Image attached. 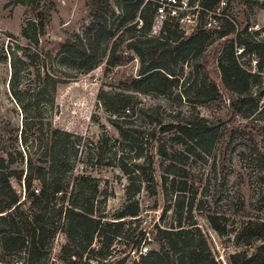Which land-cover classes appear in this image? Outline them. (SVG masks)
Segmentation results:
<instances>
[{
  "label": "rangeland",
  "instance_id": "rangeland-1",
  "mask_svg": "<svg viewBox=\"0 0 264 264\" xmlns=\"http://www.w3.org/2000/svg\"><path fill=\"white\" fill-rule=\"evenodd\" d=\"M107 1L117 13H120L119 9L124 6V0ZM183 1L186 2V7L181 5V9L175 10V15H168L154 13V5L159 4V0H131L130 6L138 5L139 11L144 9L145 15L150 16L153 21L151 29H139L141 23L137 16L134 32L122 33L126 28L122 27L115 33L114 39L121 41L118 56L122 59L116 67L107 69L103 61L86 74L74 75V79L69 78L71 72L60 69L66 74L60 77L64 83L57 87L55 102L41 105L40 116L34 121L37 127L41 122L44 124V141L49 137L50 131L54 130L72 135L70 165L73 170L66 174L73 176L85 171L94 178L98 185L99 199L106 198L105 216L110 222H122L112 229L114 233H110L112 241L109 249L111 256L107 257L109 264H117L124 258V264H130L138 259L140 254L157 250L155 228H175L178 222L185 228L193 225L201 230L218 264H229V257L240 251L252 254L259 245V242H254L251 246L236 245L235 238L249 219L264 222V102L254 110L247 105L242 115L233 112L231 106L234 96L221 85L217 63L224 42L234 40L235 35L217 40L218 27L224 24L223 21H218L215 28L210 29V41H217L206 48L205 64L208 82L211 81L217 86L219 96L204 104L196 103L195 82H200L201 78L196 76L195 61L189 56L183 64L180 63L176 59L175 48L181 45L182 39L167 41L166 36L161 34L163 22L168 18H174L178 22L179 29L185 33L184 37H188L197 24L204 23L206 26L208 18L206 12L203 14L200 1ZM218 12L220 16L231 21L235 32H241L247 23V32L257 33L255 40L261 42L259 49L244 54L237 52L239 55L236 57L239 64L255 76L252 78L250 92L255 95L264 92V0H249V6L245 9L241 0H226L225 6ZM36 13L43 14L46 24L38 49L53 56L67 38L81 34L92 23L87 0H39L32 5H21L17 0H0V151L13 153L14 156L18 151H22L21 130L24 115L10 93V57L7 56L6 49L11 46L14 51L16 45H27L21 36V30L27 20L35 18ZM175 21L169 23L175 24ZM155 47L164 48L167 51L166 56H160L164 50H157L155 53L149 49ZM136 49L143 54L141 59L134 52ZM260 50L263 51L262 54H258ZM253 55L262 64L261 68H258L259 63L253 65ZM3 57H6V60ZM150 62H155L164 70L177 75L178 80L172 85V95H147L124 91L132 79L138 78L142 66H147ZM28 70H31L32 74L23 80L25 87L36 84L34 69L31 67ZM101 91L121 92L133 96L135 115L130 122L136 126L147 130L155 128L156 125H150L141 111L156 108L165 124L179 123L182 119L193 117L198 119L201 125H210L211 133L215 136L208 137L209 141L203 143V149H198L195 155L180 156L179 153L187 154L188 149L172 142L173 133L157 132L150 148V153L155 158L154 182L145 175L139 194L128 200L126 189L130 182L126 175L115 166L88 165L83 156L87 141L96 143L104 134L111 139H118V133L110 123L113 118L104 111L98 101ZM201 120L205 122H200ZM28 141L29 149L24 157L31 158L33 165L45 166L46 160L40 157V146L43 142L41 145L31 144L34 137H30ZM161 147H165L170 155L175 153L174 161H162L157 155ZM16 157L17 162L11 169H24L25 161H18V156ZM170 164L174 165L169 170ZM170 171L175 175H169ZM163 176L166 178L165 195ZM70 180L72 182V178ZM173 180L175 183L172 185ZM133 181L135 184L131 187V192L138 184L137 180ZM10 183L13 189L22 195V210L28 211L29 203L23 198V188L15 178H10ZM88 185L92 187L94 184ZM33 188L39 189L38 184L34 183ZM179 188L184 189L178 191ZM135 208L138 209L137 217L127 216L114 220V216L120 211L129 212ZM210 217L215 218V223L225 230V235H218L212 229ZM67 242L66 236L58 229L40 264H63L60 261V250ZM2 256L4 262L0 264L27 262V256L23 253Z\"/></svg>",
  "mask_w": 264,
  "mask_h": 264
},
{
  "label": "trees",
  "instance_id": "trees-1",
  "mask_svg": "<svg viewBox=\"0 0 264 264\" xmlns=\"http://www.w3.org/2000/svg\"><path fill=\"white\" fill-rule=\"evenodd\" d=\"M17 1L21 5L39 2V0ZM87 1L91 9V25L81 34L67 38L55 56L40 52L38 49L39 40L46 26L45 18L41 13H36L34 19L27 20L21 30V36L26 40L27 45L22 47L16 45L14 51L11 46L6 49L7 56L10 57V93L24 117L21 130L22 151H18L15 156L13 153L0 151V263L4 262L2 255L23 253L27 256L26 264H40L48 252L50 241L54 239L59 229L68 241L60 250V261L63 264H109L107 257L111 256L109 249L112 241L110 233H114L112 229L122 222H110L105 216L106 198L99 199L98 185L94 178L85 171L73 176L66 174L73 170V166L70 165L71 151H73L70 141L72 135L54 130L50 131L49 137L44 141L42 138L44 124L41 122L37 127L34 121L40 116L41 105L55 102L57 87L64 83L60 78L61 75L68 71L71 72L69 78L74 79L76 77L74 75L86 74L103 61L107 69L120 65L122 59L118 56V47L121 41L114 39L115 33L122 27H126L122 33L134 32L137 16L141 30L151 29L153 21L150 16L145 15L144 9L139 11L138 5L130 6L131 0H124V6L119 9L120 13L114 11L107 0ZM199 1L203 14L206 12L205 15L215 11L220 2V0ZM241 3L244 9L249 6V0H241ZM158 7V4L154 5V13L157 12ZM169 21L175 20L168 18L164 21L161 34L166 36L167 41L182 39L181 45L175 48L176 59L183 64L187 57L192 56L195 61L196 76L201 78L200 82H195L196 103L204 104L219 96L217 86L211 81L208 82L205 64L206 48L217 40L234 34V40L224 42L218 58L220 83L234 96L231 107L235 114L242 115L247 105L252 110L257 108L262 102L264 92L258 95L250 92L252 78L255 76L245 70L236 57L248 51H257L261 45L259 40H255L257 33L247 32V23L241 32H235V27L229 19L216 16V22L223 21L224 24L218 27L217 40L210 41V29H206L204 23L197 24L191 34L184 37L185 33L179 29L178 22L175 21L173 24ZM240 48L242 52L237 55ZM149 49L155 53L157 50H164L158 47ZM165 51L160 56L165 57ZM134 52L140 59L143 57L139 50L136 49ZM262 53L263 51L260 50L258 54ZM3 59L6 60V57ZM47 62H49L48 66ZM261 65L259 63L258 68H261ZM31 67L34 69L36 84L25 87L23 80L32 74L31 70H28ZM60 69H65L66 72ZM176 80L178 77L174 72L166 71L155 62H150L149 65L142 66L138 78L132 79L124 91L168 96L174 93L171 89ZM98 101L104 111L113 118L110 123L116 129L118 139H111L104 134L96 143L87 141L83 156L88 165L115 166L126 175L130 182L126 189L128 200L139 194L145 175H148L152 183L154 182L155 158L150 153V148L157 132L173 133L172 142L188 149L187 154L179 153L180 156L195 155L198 149H203V143L209 141L208 137L211 138L213 135L210 125L206 123L201 125L199 120L193 117L182 119L181 123L165 124L156 108L141 111L150 125H156L155 128L147 130L136 126L130 122L135 115V101L129 94L101 91ZM30 137H34L31 144L41 145L43 142L40 146L42 147L40 157L46 160H44L45 166L33 165L31 158L24 157L26 150L29 149ZM157 155L162 161L175 159V153L170 155L165 147H161ZM16 156L18 161H25L24 169L18 171L11 169V166L17 162ZM173 165L168 166L169 170ZM168 174L175 175L171 171ZM10 178H15L23 188V198L29 203L28 211L22 210V195L13 189ZM71 178L72 182H70ZM133 180H137L138 184L131 192V187L135 184ZM162 180L165 195L166 178L163 176ZM34 183L38 184L39 189L33 188ZM89 183L94 185L90 187ZM174 183L173 180L171 184ZM179 189L178 191H182L184 188ZM127 216L137 217L138 209L129 212L122 210L114 216V220L124 219ZM214 220V217L209 218L212 229L218 235H225V230ZM180 224L181 222H178L177 227L170 229L156 227L155 241L158 249L140 254L138 259L130 264H218L201 230L193 225L185 228ZM243 238L246 240L243 241ZM235 239L236 245L251 246L254 242H259V245L252 254L246 251L232 254L229 257V264H264L263 221L249 219L238 231ZM125 259L118 261L117 264H124Z\"/></svg>",
  "mask_w": 264,
  "mask_h": 264
},
{
  "label": "built area",
  "instance_id": "built-area-1",
  "mask_svg": "<svg viewBox=\"0 0 264 264\" xmlns=\"http://www.w3.org/2000/svg\"><path fill=\"white\" fill-rule=\"evenodd\" d=\"M159 7L157 9V12L160 13V14H163V13H166L168 15H175V10L176 9H181L183 5L184 7H186V2L181 0H159ZM226 4V0H220L218 6H217V9L215 11H212V12H208L207 14V18H208V22H206V29H214L217 22H216V16H219V9H221L223 6H225ZM171 12V13H169ZM238 52L241 53L242 52V49H238ZM253 65H256L257 64V60L255 58V56H253ZM262 102H264V97L262 99Z\"/></svg>",
  "mask_w": 264,
  "mask_h": 264
}]
</instances>
